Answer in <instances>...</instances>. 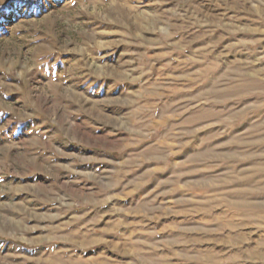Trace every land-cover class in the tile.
<instances>
[{
	"label": "rangeland",
	"instance_id": "rangeland-1",
	"mask_svg": "<svg viewBox=\"0 0 264 264\" xmlns=\"http://www.w3.org/2000/svg\"><path fill=\"white\" fill-rule=\"evenodd\" d=\"M0 264H264V0H0Z\"/></svg>",
	"mask_w": 264,
	"mask_h": 264
}]
</instances>
